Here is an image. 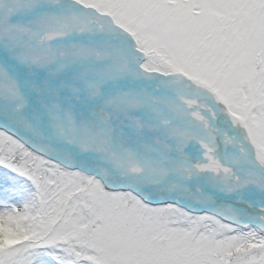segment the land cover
<instances>
[{"label":"snow or ice","instance_id":"obj_1","mask_svg":"<svg viewBox=\"0 0 264 264\" xmlns=\"http://www.w3.org/2000/svg\"><path fill=\"white\" fill-rule=\"evenodd\" d=\"M0 264H264V0H0Z\"/></svg>","mask_w":264,"mask_h":264}]
</instances>
